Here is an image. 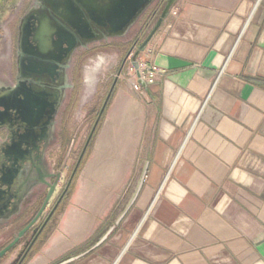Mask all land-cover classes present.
Masks as SVG:
<instances>
[{"label": "crops", "instance_id": "0c3cea01", "mask_svg": "<svg viewBox=\"0 0 264 264\" xmlns=\"http://www.w3.org/2000/svg\"><path fill=\"white\" fill-rule=\"evenodd\" d=\"M140 59L141 214L67 264H264V0H174Z\"/></svg>", "mask_w": 264, "mask_h": 264}, {"label": "flooded vegetation", "instance_id": "af4514ba", "mask_svg": "<svg viewBox=\"0 0 264 264\" xmlns=\"http://www.w3.org/2000/svg\"><path fill=\"white\" fill-rule=\"evenodd\" d=\"M164 1L139 0L124 34L102 27L90 33L84 47L83 38L53 35L47 42L40 33L42 22L55 20L51 1L0 0V236L11 232L0 243V252L8 248L0 264L27 263L77 173L81 154L65 181L62 158L86 57L112 47L121 52L127 37L144 31ZM133 42L126 54L134 50Z\"/></svg>", "mask_w": 264, "mask_h": 264}, {"label": "rangeland", "instance_id": "374dc122", "mask_svg": "<svg viewBox=\"0 0 264 264\" xmlns=\"http://www.w3.org/2000/svg\"><path fill=\"white\" fill-rule=\"evenodd\" d=\"M165 3L166 0L153 23ZM150 28L138 32L135 37L129 35L127 38L130 41L126 48L122 46L121 52L112 47L86 57L81 69L83 80L79 105L67 123L69 141L62 158L64 181L77 164L80 154L82 159L61 210L54 216L51 227L27 262L34 256H40L46 258L43 264H58L83 252L111 226L115 224L116 228L119 227L134 207L143 179L144 154L140 151L141 116L145 108L143 84L149 82L138 77V70L132 61L134 50L128 54L125 51L132 41L138 45ZM140 54L135 58L138 67L142 62ZM132 79L136 83V90L129 87ZM105 98L107 100L98 124L92 128ZM135 107H138V121L124 119L123 116ZM111 113H114L113 117ZM123 132L128 135L124 141L132 143L127 153L120 147L123 140L119 134ZM134 194L136 198L133 204L120 219ZM140 214L134 210L127 223L123 224L134 225ZM10 233L5 232L0 236V243L7 240ZM79 235L82 236L77 238Z\"/></svg>", "mask_w": 264, "mask_h": 264}, {"label": "water", "instance_id": "95a60500", "mask_svg": "<svg viewBox=\"0 0 264 264\" xmlns=\"http://www.w3.org/2000/svg\"><path fill=\"white\" fill-rule=\"evenodd\" d=\"M52 5L51 16L54 21H44L41 24L40 33L45 36L47 42L53 35L58 38L71 41L73 38H83L82 46L90 41L88 36L95 31H101L102 27H110V30L119 31L124 34L135 17L136 6L139 0H49ZM174 0H166L165 6L159 13L149 32L143 40L133 45V65L138 68L135 58L144 50L145 46L167 16ZM49 24V25H48ZM97 39V37L93 38ZM104 108V107H103ZM103 111V109H102ZM101 111V112H102ZM97 123V122H96ZM96 126V125H95ZM142 183H140V186ZM125 212L120 216L123 217ZM119 222V219L117 220ZM113 229V228H111ZM108 234H105L103 239ZM102 239V240H103ZM100 240V242L102 241ZM99 242V243H100ZM0 252V256L7 250ZM77 257H70L58 264H67Z\"/></svg>", "mask_w": 264, "mask_h": 264}, {"label": "built area", "instance_id": "2783aa9c", "mask_svg": "<svg viewBox=\"0 0 264 264\" xmlns=\"http://www.w3.org/2000/svg\"><path fill=\"white\" fill-rule=\"evenodd\" d=\"M161 7L162 6H160V8ZM154 18L149 21L144 31H147L152 26ZM137 70H138L139 79H142L143 81H146V82H152L154 80L160 79L161 77V72L157 67L152 66V65L148 66L146 63H143V62L140 63V66L137 68Z\"/></svg>", "mask_w": 264, "mask_h": 264}, {"label": "bare ground", "instance_id": "6f19581e", "mask_svg": "<svg viewBox=\"0 0 264 264\" xmlns=\"http://www.w3.org/2000/svg\"><path fill=\"white\" fill-rule=\"evenodd\" d=\"M130 88L133 90H136L137 89V86H136V83H135V81H134V79H132V80H130Z\"/></svg>", "mask_w": 264, "mask_h": 264}]
</instances>
